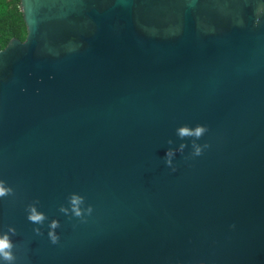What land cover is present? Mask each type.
Returning a JSON list of instances; mask_svg holds the SVG:
<instances>
[{"label":"water","instance_id":"1","mask_svg":"<svg viewBox=\"0 0 264 264\" xmlns=\"http://www.w3.org/2000/svg\"><path fill=\"white\" fill-rule=\"evenodd\" d=\"M19 8L26 35L0 49L13 264H264V0ZM74 193L81 217L60 211Z\"/></svg>","mask_w":264,"mask_h":264},{"label":"clouds","instance_id":"2","mask_svg":"<svg viewBox=\"0 0 264 264\" xmlns=\"http://www.w3.org/2000/svg\"><path fill=\"white\" fill-rule=\"evenodd\" d=\"M206 131V128L203 126H196L195 128H190L188 126H181L177 129V135L181 139L186 138V137H193L196 139H199ZM169 144L172 143L170 140L168 142ZM193 149L194 153L193 155H200L202 152L201 146L197 145L195 143V140H193ZM186 147L185 144H180L179 149H168L166 150L165 153V163L168 166H172L173 163V157L176 154V151L183 152L184 148ZM206 147V145H205ZM173 171L175 169L173 168ZM12 189L10 187L5 186V183L3 181H0V198L11 195L12 194ZM84 203V198L78 194H72L69 198V204H70V209L66 207H61L60 211L68 214L69 211L76 217H81L85 211V209H82L81 205ZM88 213H91L92 209L91 207H88L86 209ZM46 219V216L43 213H40L34 206H30L29 209V215H28V220L36 223V224H42ZM59 227V222L57 220H52L49 224V238L52 243H57L58 242V235L55 232V229ZM37 232H39V229H36ZM9 232H11L13 235L15 234L14 229H9ZM13 243L11 241L10 236L5 233L3 235H0V260H3L5 264H13V261L15 260V257L13 255Z\"/></svg>","mask_w":264,"mask_h":264},{"label":"trees","instance_id":"3","mask_svg":"<svg viewBox=\"0 0 264 264\" xmlns=\"http://www.w3.org/2000/svg\"><path fill=\"white\" fill-rule=\"evenodd\" d=\"M26 27L19 8V0H0V49L10 38L23 40Z\"/></svg>","mask_w":264,"mask_h":264}]
</instances>
